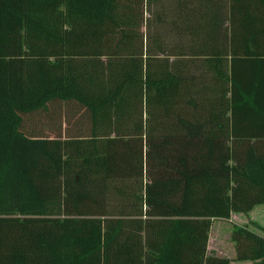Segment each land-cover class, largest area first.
Instances as JSON below:
<instances>
[{
    "label": "trees",
    "instance_id": "16d2710c",
    "mask_svg": "<svg viewBox=\"0 0 264 264\" xmlns=\"http://www.w3.org/2000/svg\"><path fill=\"white\" fill-rule=\"evenodd\" d=\"M258 205L264 0H0V264H264Z\"/></svg>",
    "mask_w": 264,
    "mask_h": 264
},
{
    "label": "rangeland",
    "instance_id": "374dc122",
    "mask_svg": "<svg viewBox=\"0 0 264 264\" xmlns=\"http://www.w3.org/2000/svg\"><path fill=\"white\" fill-rule=\"evenodd\" d=\"M237 216L238 217L236 218H230V221L232 222L231 224H237L240 226H252L255 224L256 226L264 227V205L255 206L254 209L248 214H237ZM251 223L253 224L251 225ZM231 224L223 221H215L212 224V239L213 236L218 235L219 239H217L216 243L220 242L222 244L228 245L230 235L229 229Z\"/></svg>",
    "mask_w": 264,
    "mask_h": 264
},
{
    "label": "crops",
    "instance_id": "0c3cea01",
    "mask_svg": "<svg viewBox=\"0 0 264 264\" xmlns=\"http://www.w3.org/2000/svg\"><path fill=\"white\" fill-rule=\"evenodd\" d=\"M234 217L236 218L238 216L232 214L231 218H234ZM212 229L213 228L211 227V231H210V235H209V241H208V247H207L208 252L216 254L217 256L232 259L234 257V251H233L232 243L230 241H229L228 245L222 244L220 242L216 243L217 239H219V236L215 235V236H213V239H212ZM214 240H215V242H214ZM231 264H250V263H234V262H231Z\"/></svg>",
    "mask_w": 264,
    "mask_h": 264
}]
</instances>
